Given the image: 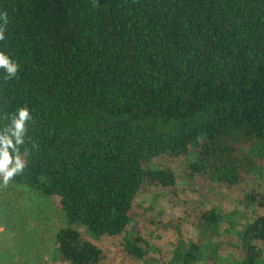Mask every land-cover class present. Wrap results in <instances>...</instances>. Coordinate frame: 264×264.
I'll use <instances>...</instances> for the list:
<instances>
[{
	"label": "trees",
	"instance_id": "1",
	"mask_svg": "<svg viewBox=\"0 0 264 264\" xmlns=\"http://www.w3.org/2000/svg\"><path fill=\"white\" fill-rule=\"evenodd\" d=\"M0 14L18 64L0 67V150L23 160L10 182L58 197L61 260L102 259L75 223L144 259L127 233L141 197L188 182L235 194L241 209L193 221L231 233L237 264H264V0H0Z\"/></svg>",
	"mask_w": 264,
	"mask_h": 264
},
{
	"label": "rangeland",
	"instance_id": "2",
	"mask_svg": "<svg viewBox=\"0 0 264 264\" xmlns=\"http://www.w3.org/2000/svg\"><path fill=\"white\" fill-rule=\"evenodd\" d=\"M16 160L7 167H14ZM18 160L23 164L21 158ZM155 162L157 166L171 164L176 170L184 171L194 158L169 164L164 158ZM209 184L215 186V183ZM181 188L179 196L169 201L166 200L169 195L162 191L141 197L138 214L127 233L128 237L138 234L148 242L142 260L129 259L118 251L122 236L94 238L80 224L71 226L100 248L102 259L99 264H237L238 242L231 233L222 237L220 225L209 227L193 221L192 216V213L210 208L241 209L235 194L212 187L207 193L208 198L203 199L200 196L203 186L195 187L186 182ZM66 226V216L58 197L40 195L9 180L5 183L0 172V264H69L61 260L57 251V234ZM175 247L178 254L173 257Z\"/></svg>",
	"mask_w": 264,
	"mask_h": 264
},
{
	"label": "clouds",
	"instance_id": "3",
	"mask_svg": "<svg viewBox=\"0 0 264 264\" xmlns=\"http://www.w3.org/2000/svg\"><path fill=\"white\" fill-rule=\"evenodd\" d=\"M0 20L6 21V17L3 14H0ZM5 39V32L2 27H0V41ZM0 67L6 69V73L11 76H15L18 72V64L11 59V57L3 52H0ZM18 118L14 121L17 128V136L22 134V125L24 124L25 119L30 118V114L27 109L19 110L17 114ZM19 142V140L17 141ZM5 144L8 143L7 139L4 141ZM0 155H2V159H0V172L3 174V181L5 183L8 182L14 175H16L24 165L17 159L14 167H7L12 162V156L9 154L6 148L0 150Z\"/></svg>",
	"mask_w": 264,
	"mask_h": 264
}]
</instances>
